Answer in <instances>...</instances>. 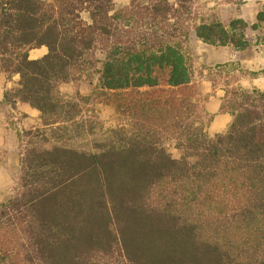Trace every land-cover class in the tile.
Here are the masks:
<instances>
[{
  "label": "trees",
  "instance_id": "trees-1",
  "mask_svg": "<svg viewBox=\"0 0 264 264\" xmlns=\"http://www.w3.org/2000/svg\"><path fill=\"white\" fill-rule=\"evenodd\" d=\"M196 1L0 0V71L19 75L3 101L68 132L80 106L58 86L96 69L100 49L101 87L127 119L98 150L26 143L17 191L0 202V264H264V91L228 88L233 120L209 135L189 47L192 30L244 50L250 28L264 43V6L251 26L225 25Z\"/></svg>",
  "mask_w": 264,
  "mask_h": 264
},
{
  "label": "rangeland",
  "instance_id": "rangeland-1",
  "mask_svg": "<svg viewBox=\"0 0 264 264\" xmlns=\"http://www.w3.org/2000/svg\"><path fill=\"white\" fill-rule=\"evenodd\" d=\"M114 2L115 9H119L127 5L129 0ZM195 6L203 13L215 14L225 25L235 18H242L251 26L256 22L264 0H197ZM260 33L263 34L264 29ZM257 34L258 31L248 28L246 35L252 44L244 50H238L233 45L205 42L194 30L191 31L189 47L194 69L191 82L195 92L193 99L198 104L205 130L211 136L225 133L233 120L232 114L221 110V102L228 88L255 87L264 91V73L253 75L241 72V69H264V43H256ZM47 51L46 46H41L31 48L29 53L30 57L38 58ZM96 57V69H89L79 79L58 86L64 99L77 101L80 106L76 119L65 124L68 132L63 134L62 128L55 129L57 125H44L40 111L29 103L20 100L3 101L6 91L18 87L19 75L9 76L0 71V202L12 197L17 191L20 160L28 141H34L42 147L52 143H64L98 150L97 146L108 140L112 128L122 124L127 126L125 114L118 111L110 101L112 93L101 87L100 73L97 70L102 66L105 52L96 50ZM260 104L264 111V100ZM78 125H82L83 135L77 134ZM260 128L264 131V121L260 123ZM166 147L173 157L181 156L174 140H168Z\"/></svg>",
  "mask_w": 264,
  "mask_h": 264
}]
</instances>
